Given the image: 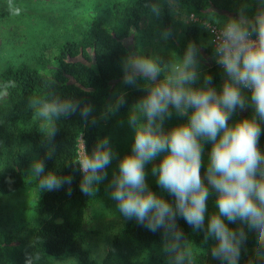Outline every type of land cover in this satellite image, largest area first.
Returning <instances> with one entry per match:
<instances>
[{
	"label": "clouds",
	"instance_id": "9594fccd",
	"mask_svg": "<svg viewBox=\"0 0 264 264\" xmlns=\"http://www.w3.org/2000/svg\"><path fill=\"white\" fill-rule=\"evenodd\" d=\"M255 2L257 7L251 14L247 3L237 9L235 17L220 19L211 13L215 25L207 19L201 24L210 39L200 45L190 41L182 56L173 53L165 60L156 54L131 53L122 61V84L136 87L143 81L140 90L144 95L129 108L127 124L134 139L131 152L119 159L110 195L125 219H134L152 233L162 230L161 251L167 255L168 264H197V257L205 252L186 238L177 224L178 217L194 232H203V244L215 241L210 255L220 264H239L242 251H247L248 234L254 232L255 249L249 264H264V152L259 147L264 122V0ZM8 7L12 15L21 14L13 0H8ZM144 7L150 18L160 19L167 8L184 23L197 19L194 14L182 13L181 0H145ZM172 36V27L160 32L164 41ZM204 47H211L212 59L226 77L219 90L212 75L202 71L207 61L202 55ZM13 87L14 81L0 85V100ZM126 104V94L120 92L100 119L116 115ZM250 106V118L229 123L238 110L243 112ZM29 107L49 142L54 140L61 118L79 112L85 125L97 123L92 105L72 97L48 92L43 99L33 97ZM174 115L186 117V122L165 130V122ZM205 143L211 144L206 166ZM54 151V147L48 149L49 158ZM115 156L110 137L98 138L89 153L80 134L78 155L71 165L78 166L82 173L79 188L84 195L91 197L98 192ZM158 157L159 164H153ZM148 164H153L156 184L174 197L173 202L149 187ZM30 176L39 178L37 192L56 191L67 185L71 194L73 176L46 173L41 159L32 161ZM8 182L12 183L11 178ZM213 194L216 210L208 214ZM99 255L103 257V249ZM26 264H33L31 256Z\"/></svg>",
	"mask_w": 264,
	"mask_h": 264
},
{
	"label": "trees",
	"instance_id": "16d2710c",
	"mask_svg": "<svg viewBox=\"0 0 264 264\" xmlns=\"http://www.w3.org/2000/svg\"><path fill=\"white\" fill-rule=\"evenodd\" d=\"M225 1L230 3L232 0H181V8L188 14L203 15L206 19L213 12H227ZM144 3L145 0L115 2L112 19L95 16L78 34L42 46L32 63L22 62L0 71V85L15 82L6 101L0 105V195L26 187L37 190L39 178L29 177L26 144L36 152V159L44 161L46 173L53 171L60 176H73L71 194L66 190L67 185L56 191L38 192L39 197L33 207L35 223L29 230L28 240L0 232V264H26L29 256L33 264H39L48 257H71L75 264H166L158 249L163 240L162 230L152 233L134 219L122 223L114 231L101 259L92 257L85 237L88 214L97 192L89 197L80 191L82 173L77 170L78 166L71 165V160L78 155L80 134L89 153L97 139L104 137L100 116L110 104L117 85L124 87L127 99V104L120 111L126 110L144 95L140 90L143 81L136 87L122 84V61L135 52L133 37L140 30L142 18L149 13ZM247 4L251 14L257 5ZM163 22L165 28L172 27L167 13ZM200 29L192 24L186 28L189 42L198 44ZM207 73L212 75L216 85L220 78L216 67H209ZM51 80L54 83L50 84ZM48 92L78 99L81 104L90 103L97 123L85 125L79 112L61 118L57 122L54 140L49 142L40 131L41 122L29 107L33 97L43 99ZM261 129L259 147L264 152V122ZM53 147L55 151L49 158L48 149ZM149 187L166 200L174 201V197L157 184ZM177 224L190 241L200 242L203 239V232H194L183 219L178 217ZM229 226L238 227L235 224ZM245 247L247 251H242L239 264H249V251L255 247L254 232H249ZM37 256L39 260H36Z\"/></svg>",
	"mask_w": 264,
	"mask_h": 264
},
{
	"label": "rangeland",
	"instance_id": "374dc122",
	"mask_svg": "<svg viewBox=\"0 0 264 264\" xmlns=\"http://www.w3.org/2000/svg\"><path fill=\"white\" fill-rule=\"evenodd\" d=\"M120 0H13L16 6L21 8L19 16L12 15L8 7V0H0V71L10 65H17L22 62L32 63L34 57L38 54L41 47L48 45L53 40H60L73 34H78L97 16L104 20L112 19V5ZM226 11H216L220 19L229 16H237V9L243 4L249 2L256 4L255 0H232ZM168 14L171 20L173 36L168 41L160 37V32L165 28L163 17ZM182 13L188 14L184 10ZM215 13V12H214ZM196 16L195 21L184 23L179 16L171 15L167 8L160 19L150 18L149 13L145 15L140 23L139 32L133 37L134 53L141 55L156 54L167 60L171 54L175 53L182 56L186 45L189 43L186 36V28L192 24L200 29L198 36V45L202 42L207 43L208 37L202 32L199 22L209 20L215 23L214 15L210 14L205 19L202 16ZM202 55L207 57L202 71L207 72L208 68L215 66L208 47L202 49ZM220 78L215 87L219 90L226 78L223 71L216 67ZM120 92H124L122 85H117L110 103ZM244 94L250 97V92L244 90ZM0 100V105L6 101ZM130 106L126 110L119 111L116 115L107 120L100 119V128L104 136L110 137L111 145L116 153L111 165L108 167V177L105 179L96 193L93 204L88 214V232L86 233V246L89 248L94 259H101L100 250L105 252L114 231L124 222L129 221L120 214L117 203L111 198L110 182L114 172H118L119 159L125 154L131 152V145L134 139V133L127 124V114ZM253 108L250 106L243 112L239 110L232 117L229 123L236 120L251 117ZM186 117L173 116L171 120L165 122V130L186 122ZM124 121L123 124L120 122ZM211 144L205 143L204 161L207 164V158ZM79 151V138H78ZM25 153L30 161L29 177L31 173V163L36 159V152L32 151L28 144L25 145ZM163 154H161L162 156ZM158 157L153 164H159ZM153 164L146 165L148 185L156 184V177L152 175L151 169ZM202 176L204 169L201 170ZM159 194V193H157ZM160 195V194H159ZM39 193L34 188H22L7 195H0V232L14 236L21 240L30 238L29 230L35 223V211L33 209ZM215 194L208 201V214L215 211ZM206 214V223L207 215ZM193 242V245L205 250L204 254L197 257V264H220V261L214 260L210 255V248L215 243L209 240L207 244ZM163 240L158 245L160 253L168 264V257L161 251ZM254 248L250 253V260L253 259ZM39 264H75L71 257L52 258L48 257L39 262Z\"/></svg>",
	"mask_w": 264,
	"mask_h": 264
},
{
	"label": "built area",
	"instance_id": "2783aa9c",
	"mask_svg": "<svg viewBox=\"0 0 264 264\" xmlns=\"http://www.w3.org/2000/svg\"><path fill=\"white\" fill-rule=\"evenodd\" d=\"M193 15V14H192ZM204 21V20H203ZM203 21H201V22H199V24H200V26H201V24H202V22ZM210 23H212V22H210ZM213 25H215V23H213ZM202 27V26H201ZM202 32L206 35V37H208V40L210 39V33L207 31V30H205L204 28H202ZM209 48V50H210V52H211V55H212V49H211V47H208ZM214 61V60H213ZM214 63H215V61H214ZM215 65H216V67L219 69V70H221V71H223V69L220 67V66H218L216 63H215ZM246 91H248V90H246Z\"/></svg>",
	"mask_w": 264,
	"mask_h": 264
}]
</instances>
